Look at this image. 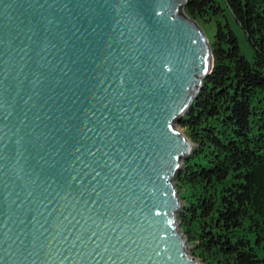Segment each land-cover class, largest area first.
Returning a JSON list of instances; mask_svg holds the SVG:
<instances>
[{"label":"water","instance_id":"95a60500","mask_svg":"<svg viewBox=\"0 0 264 264\" xmlns=\"http://www.w3.org/2000/svg\"><path fill=\"white\" fill-rule=\"evenodd\" d=\"M186 0H0V264H202L177 128L213 68Z\"/></svg>","mask_w":264,"mask_h":264},{"label":"trees","instance_id":"16d2710c","mask_svg":"<svg viewBox=\"0 0 264 264\" xmlns=\"http://www.w3.org/2000/svg\"><path fill=\"white\" fill-rule=\"evenodd\" d=\"M213 68L178 126L194 144L175 178L202 264H264V0H186Z\"/></svg>","mask_w":264,"mask_h":264},{"label":"rangeland","instance_id":"374dc122","mask_svg":"<svg viewBox=\"0 0 264 264\" xmlns=\"http://www.w3.org/2000/svg\"><path fill=\"white\" fill-rule=\"evenodd\" d=\"M201 28L204 30V32L206 33V35H207V37L209 39V37L212 35V32L210 30L206 29V28H203V27H201ZM177 128L183 132V129L180 128L178 125H177ZM188 249H189V247H188Z\"/></svg>","mask_w":264,"mask_h":264}]
</instances>
